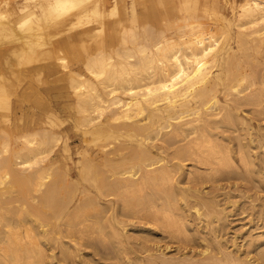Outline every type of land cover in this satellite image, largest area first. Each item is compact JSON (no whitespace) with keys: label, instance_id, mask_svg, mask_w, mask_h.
<instances>
[{"label":"bare ground","instance_id":"bare-ground-1","mask_svg":"<svg viewBox=\"0 0 264 264\" xmlns=\"http://www.w3.org/2000/svg\"><path fill=\"white\" fill-rule=\"evenodd\" d=\"M148 1H147V3L150 2V1L149 2ZM109 2H110V4L108 5L107 3H109ZM136 2H137V0H129V1H126V0H12V2H9L8 0H4L3 9L0 8V63H3L5 65L4 69H7L9 73L14 74L17 81H20V80L23 81L24 79H26L25 77L31 78V79L35 78V80H39L40 77H42V73H43L44 68L49 69L50 65H54V66L58 67L64 75L68 76V79H69V85L68 86H69V88L71 87L72 94L75 96V100L77 101V102L76 101L75 102H76V104H78V106L77 105L76 106L79 110L77 108H75V110L77 109L78 110L77 113H79V112L81 113V115L78 116L81 121H78V122H80V124L82 125L81 127H85V129L83 130V133L85 135L90 134L93 137V141L99 140L98 142H100V140H102V139L104 140L105 137L107 138V137L111 136L112 134L117 133L118 136L114 135L115 137L124 136V137H126V139L124 138L125 144H127V145L132 144V146H128V147H130V153L132 154L133 158L134 159L136 158L137 161H135L132 164V162L134 160L133 158H132L133 160H131L132 162L124 160V163L127 162L128 165L131 164V166L129 165L130 168L128 167L129 168L128 169L125 166L127 169L120 170L121 169V166H120V168H119L120 171L117 170L119 172L118 173L116 172V175H119V178H120L119 179L117 177L118 180H117L116 184H119V185L121 184V186H123L125 188L131 187V189H132L133 186L137 187L140 183L142 185V183H146L148 181L152 182V183H150V184H152L150 186H153V183H156L158 181L165 183V182H169L172 180L173 175L171 174V172L173 170L171 171L169 169V167H167L168 166L167 164L170 161L169 162L167 161V164L164 162L167 166L164 164L161 167L159 166L160 167L159 169H157L155 167V168H150V169H146V170L144 169L145 171L139 166L140 162L138 161L139 159L141 161H143L142 159L148 160V162H147L148 164H146V165L154 166L153 164L156 161H152L155 157L154 158L152 157L151 151L149 149V147L151 145L150 139H154V137L158 138L156 136H159V135L161 136L162 131L168 127H170V130H168L167 134H169L170 136L174 135L176 137L180 136V137H182V139H186V142H184L185 144H183L181 147H193V148L197 147L196 151L198 149L201 150V148H203V147L207 148V150H206L207 155L206 156H211L214 158L216 156H219L220 162L222 164H224V166H225V164L230 165V161L232 160L230 155L225 156L224 154H222V155L220 154V151L218 149L221 146L219 145L217 140L213 139L211 137V135L208 133V131H207L208 130V124L209 123L211 124V121L216 119L219 115H221V120L224 124L229 123L231 121V117H232L231 113L227 110L223 111L224 110L223 106L220 104V100L218 97L219 93L222 92V94H224L223 90L225 91V94H224L225 97L230 99V101H231V98H233L234 100H237V101L243 100V102L246 101L247 103H249L250 101H253L254 99L258 98V97H256V95H257V94H255L256 92H251L252 88L254 87L253 84L251 83L253 86L251 88V90H250V85L245 84L247 82V78H250L247 76L248 75L250 76L252 74H250L248 72L245 73L248 69L246 71L243 70V69L247 68L248 64L246 67H244L242 69V67L240 65L239 55L236 54L237 52L234 49V47L232 46L231 41L234 37L233 36V32H234L235 33L234 35H236V37H238L237 38L238 41H236V43H237L236 47L237 48H239V49L241 48L246 53H248L247 52L248 49L254 50V52L256 51V53L257 52L260 53L259 49L263 50V48H264V0H240L239 2L235 1V0H233V1L231 0L230 3H228V1H227L228 7L230 10L229 16L224 15L222 13L221 8L223 6L222 7L219 6V4L217 3V0H205L201 4L199 3V0H179V3L177 5H173V3H172L173 7L170 6V7H172L173 11L171 9H169L172 12L176 13V22L175 23L173 22V25H171V26H174V31L172 33H169V34H167L165 32V30H163V29L159 32L157 31L156 33L153 32L151 34L152 31L150 32L148 30L150 28H152L153 26H150L147 30V27L149 25H147L145 28L143 27L146 25L145 24L146 22H144L142 25V27H143V30H141L142 32L141 33L138 32L137 30H138V27L140 26L139 23H141L142 17H141V14L139 12V9L137 7ZM166 2H167V0H165V3ZM168 2H169V0H168ZM162 3H164V1ZM169 3H171V2H169ZM150 5L151 4L149 3L148 6H150ZM152 7L154 8V6H152ZM144 8H146V7L144 6ZM147 10H146V12H147ZM154 10H156V9L154 8ZM164 10H166V9H164ZM198 11H201V13L199 14ZM173 15L174 14H172V16ZM165 16H167V15H165ZM168 16H170V15H168ZM110 17H112V20H107ZM204 17H205V20H207L206 18H209V19H213V21L211 23L207 22L208 20L204 21V19H202ZM158 18H159V16H158ZM143 21H145V20L143 19ZM66 22H70V27L67 29V32L72 31V30H75L76 32H74L71 35H68L65 38H61V36L66 32L65 30H64L65 32H63L61 30V27L62 26L64 27V24ZM167 22L168 21L165 22L166 27L168 25ZM162 26L163 25L161 24V27H159V28L160 29L163 28ZM142 27H141V29H142ZM152 30L154 31L153 28H152ZM55 37L61 38V39H57V41H56V42H59V44H63V45L64 44H71V45H73V43H76V44L78 43L80 45L79 48L74 46V47H76V49H72L73 46H70V48L72 49V50H70V52H71L70 54L76 60V62H80L81 66H82L81 71H75L72 68H70L67 65V59H66L67 56L61 55L62 54L61 50H60V52H58L59 50L57 51L58 53H60V55L57 54L56 47H55V51H54L56 54L55 53L52 54L53 50L52 51L50 50L49 45H51V46L54 45L53 39ZM85 43H88V44L86 45ZM236 43L234 45H236ZM262 50H261V53L263 54L264 51H262ZM261 53H260V57L262 58ZM241 55H242V53H241ZM241 57H243V56H241ZM244 58L245 57L240 58V59L243 60ZM11 59H14V61H16V64L18 66L29 65V64H33V65H31L29 67L27 66L23 69L15 70L16 68H12L13 66L11 67V61H13ZM247 61H250V60L248 59ZM244 62L245 61H243V63ZM5 71L6 70H3L1 68V65H0V110L2 111V113H3V110H6V112L11 110V106H12L11 105V103H12V100H11L12 96L11 95H13L12 93L14 92L11 90L13 88H11V83H9L10 81H8L9 78L7 77L8 78L7 79L5 76H3V73H5ZM250 71H252L251 73H253V68L250 69ZM259 77H261V76H259ZM253 79L250 78V80H252L251 82L254 81ZM10 80L12 81L14 79H10ZM22 81H21V83H22ZM258 81H261V80H258ZM15 82H16V80H15ZM12 83H13V81H12ZM16 85H18V84L16 83ZM62 85H64V84H62ZM28 86H30V85L28 84ZM262 86H263V84H262ZM258 88H259V85H258ZM33 89L34 88H32L31 90L33 91ZM16 90H17V88H16ZM22 90H24V89H22ZM246 90H250V91H248V93H247ZM19 92H18V94H19ZM25 92H26V89H25ZM18 94H17V98H19ZM28 94H30L29 91H28ZM30 96H32V95H30ZM37 97H40V96H37ZM26 98L27 97H25V99ZM222 98H224L223 95H222ZM40 99L42 100V97ZM258 99H257V103H259ZM43 100H42V103H43ZM38 101H39V99H38ZM42 103H41V107L43 105V108H44V104H42ZM32 104L34 105V102ZM231 104H233V103L231 102ZM237 104H240V103H237ZM237 104H235V106ZM243 104H242V106H243ZM246 104H245V107H246ZM251 104H254V103L252 102V103H250V105ZM260 105H262V103H260ZM260 105L258 104L257 106L259 107ZM45 106L47 107L48 105H45ZM237 106H239V105H237ZM237 106H236V109H238ZM49 107H51V106H49ZM227 107H229V106H227ZM240 107H241V105H240ZM255 107H256V105H255ZM258 107H257V109H258ZM111 108H114L112 112L110 111ZM250 108H248V109H250ZM50 109H53V108L51 107ZM107 110H109L111 112V114L108 116H105L104 113ZM53 111L54 110H52L50 112V114H52ZM8 113H11V112L9 111ZM55 113H56V111H55ZM53 116H55V115H53ZM56 116H57V113H56ZM237 116L241 120V123H242L244 121V119H243L244 117H239V115H237ZM3 117L5 118V116H3ZM0 118H2L1 114H0ZM45 118L47 119L48 117H45ZM37 119H39V118L37 117ZM50 119H49V122H47L46 124L50 125V126H55V122L52 119L51 120ZM1 120L2 119H0V121ZM58 120H59V118H58ZM5 121L7 122V120H5ZM111 121L117 122L114 124L115 126L109 125V123ZM257 121H256V123H257ZM78 122L76 121L75 123H78ZM244 122L246 125H248L247 120H245ZM233 123H234V121H233ZM78 125H79V123H78ZM13 126H15V125H13ZM74 126H77V125H74ZM210 126H212V125H210ZM213 126H215V125H213ZM216 127L217 126H215V128ZM232 127L234 129V126H232ZM36 128H38V127H36ZM41 129H43V130H41ZM78 129H80V128H78ZM219 129H220V127H219ZM244 129L246 130L247 128H244ZM259 129H260V127H259ZM37 130H40L38 132L43 131L42 137L40 135H38L40 133H37ZM37 130L34 128L33 130L31 129V131L22 132L21 135H16L18 137V139H20L21 143H20V147L18 148V150H15V151L9 150V148H8L9 141L5 140L6 138H4L6 135L5 132L3 134L4 139L1 138V140H0V156H1V154L8 153L10 151L9 154H7V155L4 154L7 157L3 158V156H2V159L0 160V209L2 208V205L4 204L1 201V197L2 196L5 197L6 193L8 194L9 192H11V194H12V192H14V194H16V195L17 194L18 195H24V193L25 194L28 193L27 191L38 192L41 189V187H44L43 191L39 195L38 202L36 201L38 203V205L30 204L31 212L36 213V215L38 217L36 219H40V218L42 219L45 216L46 217L48 216L46 214V212L44 211V210H46L45 208H47L48 210L51 211V216H54L57 218L63 217L64 216L63 213H64V209H65L66 205L68 206V204H70V202H72L71 201L72 200L71 195L73 193L70 191L74 187L71 188L66 184L67 181H65L66 179L64 176L61 179L59 176H56L53 174L54 175L53 180L49 181V179L51 177L50 171H52V170H50L51 169L50 166L52 164H50L49 161L43 163V161L48 156L47 154H49L51 152V150L54 146L53 144L57 143V141L59 142V135L60 134L57 133L56 131H52L51 129H47L46 126L38 128ZM212 130L213 129L211 128V131ZM243 130H242V132H243ZM1 131H3V130H1ZM214 131L215 130H213V132ZM247 132H249V131H247ZM164 135L165 134H163V136ZM241 135H243V134H241ZM247 137H250V135L249 136L247 135ZM225 138H226V136H225ZM108 139H110V137ZM90 140L88 141L89 143H91ZM117 140L115 142H117ZM235 140H236V138H235ZM52 141H54V143ZM86 141H87V139H86ZM261 141H260V143H261ZM64 143L62 145H64V148L68 151L67 142L65 144ZM94 143H96V142H94ZM229 143H231V142H229ZM102 144H105V143H103V141H102ZM108 144H109V142H108ZM180 144H182V143H180ZM50 145H52V147ZM93 145H95V144H93ZM119 145L117 148H119V151H121ZM114 146H115V144H114ZM121 146H123V145L121 144ZM237 146H239V145L237 144ZM240 146L238 148L242 147V146L241 147ZM244 146H246V145H244ZM54 147H56V144ZM93 147H96V146H93ZM98 147H100V146H98ZM151 147H154V146H151ZM179 147H180V145H179ZM216 147H219V148L217 149ZM64 148L62 146V150ZM226 148L228 149V147H226ZM101 149H102V147H101ZM126 149L127 148L122 149V151L123 150L126 151ZM128 150H129V148H128ZM160 150H158V151H160ZM187 150H188L187 148L184 149L185 152ZM202 151L205 152L204 149L201 150V152ZM201 152H199V153H201ZM117 153H118V149H117ZM121 153L123 154L124 152H121ZM240 153H242V152H240ZM84 154H87V153H84ZM245 154H247V153H245ZM177 156L178 155H176L175 157L178 158L179 156L178 157ZM188 156L191 157V155H188ZM248 157L245 159L247 160ZM91 158H88L87 161L89 162L90 167L91 166L94 167V165H95L93 163L94 157L92 159ZM103 158H104V156H103ZM109 158L111 159V156ZM128 158H129V156H128ZM180 158L181 157H179V159ZM183 158L180 160L187 159V158H184V159ZM158 159H160V158H158ZM206 159H207V157H206ZM107 160H108V158H107ZM114 160H116V159H114ZM188 160H190V159L188 158ZM207 160L209 162L210 159H207ZM217 160H219V159L217 158ZM79 161L80 162L78 164L81 163V160H79ZM40 162L43 164L39 165V167H37L38 169L36 168L34 173H32V174L31 173L30 174L29 173L28 174H25V173L22 174L21 173L22 171H25L27 169H30V168L32 169L33 166H38V164H40ZM88 162H86L85 164L88 165ZM122 163H123V161H122ZM232 163H235V162H232ZM250 163H252V162L250 161ZM125 164H122V166ZM203 164H204V162H203ZM217 164H219V163H217ZM103 165H105V164H103ZM183 165H185V164H183ZM211 165H213V164H211ZM97 166H95V167H97ZM145 166H143V167L144 168L148 167V166L147 167H145ZM221 166H223V165H221ZM90 167H89V165L88 166L84 165V163L81 166L80 172L83 173L82 175L84 177V180H88V179L94 180V181H96V185H97V181H99L100 182L99 184L101 186L103 185L102 187H105L106 191H113L116 188L115 186H117V185H115V183H113L111 181L112 183L108 184L107 183L108 180L106 178H104L103 176H100L101 175L100 173H98V174H100L99 175L100 177H98L95 172H93L95 174L91 175L90 172L93 170L95 171L96 168L94 167L92 169V167H91L92 170H90L89 169ZM195 167H196V165H195ZM179 169H177V170H179ZM222 169H223V167H222ZM141 170H142L141 173L143 175L140 177L139 176L135 177V175L139 174ZM107 172H109V171H107ZM56 173H58V172H56ZM64 174L66 175V173H64ZM139 175H141V174H139ZM174 176H176V174ZM63 180L66 182L64 184H66L65 186H67V189H68V187H69V189L71 188L70 190H68L69 196L71 197L69 199L70 202L68 201L69 196H68V198L66 197L68 194L67 190H63L64 192L67 193V194H64L66 196L63 195L64 192L62 194H60V196L57 195V192L61 188L65 187L64 184H61V182L63 183ZM69 183H70V181H69ZM88 183H89V180H88ZM144 185L145 184H143L142 187ZM147 185H149V184H147ZM90 186H92V185H90ZM121 186H120V189H121ZM81 187H83V186H81ZM117 187H119V186H117ZM142 187H141V189H143L145 186L143 188ZM177 188H178V186H177ZM65 189H66V187H65ZM116 189L118 190V188H116ZM160 189H162L161 185H160ZM160 189H157V190H160ZM75 190H76V188H75ZM85 190H86V188H85ZM96 190H98V189H96ZM61 191H62V189H61ZM76 191H78V190H76ZM76 191L74 192V194L76 193ZM121 192H122V190H121ZM80 193L81 192H79V194ZM106 193H104V194H106ZM113 193H115V191ZM8 195H10V194H8ZM150 195H152V194L150 193ZM166 195H167V193H166ZM149 196H146V197L149 198ZM141 197H142V195H141ZM172 197L175 198V195ZM122 198H120V199H122ZM142 198H139V199L141 200ZM154 198H157V197H154ZM117 199H118V197H117ZM179 199H182V198H179ZM13 200H15V199H13ZM25 200H23V201H25ZM32 201H34V200H32ZM122 201H124V199ZM148 201H151V200L148 199ZM163 201H164V199H163ZM165 201H167V200L165 199ZM28 202H30V201H28ZM166 203H168V202H166ZM8 204H11V203H8ZM77 204H79V203H77ZM77 204H74V206H73L74 209L76 208L75 206ZM80 204H85V205H80V207L77 208L79 211L83 210V208L87 207V205H88V204H86V202L85 203L80 202ZM110 204H111V202H110ZM128 204H130V205H128ZM158 204H160V203L158 202ZM23 205H25V204H23ZM5 206H7V205L5 204ZM125 206H134L133 201L129 202V201L125 200ZM16 207H18V206H16ZM19 207H21V206H19ZM150 207H152V206H149V208ZM77 209H76V211H77ZM153 209H154V206L150 210L153 211ZM167 209H170L169 204H168ZM91 210H92V208H91ZM154 210L156 211L157 209H154ZM155 211H153V213ZM157 211L154 213L155 214L153 217V219L155 220L154 222H156V220H157V215H159V214L162 215V218H163L162 221H164L165 227L171 232L170 234L173 233L175 235L181 236V234L183 233V230L180 227H178L177 220L175 218H173V216L170 214V212L169 213L168 212L159 213ZM0 212L2 213V211H0ZM130 212H128V213H130ZM26 213H27V211H26ZM85 213H86V211H85ZM149 213H150V211H149ZM153 213H152V215H153ZM2 214H0V215H2ZM5 214H3V215H5ZM16 214H15V216H16ZM29 214H30V212H29ZM32 216H34V215H32ZM137 216H138V214H137ZM3 217L5 218V219L4 218L3 219L6 221V223H5V227H4L5 229L2 231V234L0 232V242L2 243V244L1 243L0 244L3 245V246L0 245L1 246L0 247V264H9L10 261H13L14 264H42L41 263V260H42L41 254H42L43 249L41 250V248L39 246L40 243L38 244L34 240V236H35L36 231L31 229V228H34L33 226H35V225L31 226L30 228L29 227L26 228L27 226H25V227L23 226L24 229L23 228L20 229L21 220L17 223H14L15 220L12 222V221H10L11 219L9 220L5 216H3ZM28 217H29V215H28ZM21 218L23 219V222L26 221V218L24 216H21ZM24 218H25V221H24ZM57 218H56V220H58ZM3 219L1 218V220H3ZM158 219L160 220L161 217ZM179 219H180V217H179ZM182 219L179 221L181 222ZM53 220L56 222L55 219H53ZM44 221H45V219H44ZM51 221H52V218H51ZM39 222H41V220H39ZM160 222L161 221H159L158 223H160ZM59 223H61V222H59ZM79 223H81V222H79ZM182 223H183V221H182ZM41 224H42V222H41ZM43 224H44V222H43ZM62 224H63V222H62ZM69 224H71L70 221H69ZM37 225L38 224H36V226ZM45 225H48V224L45 223ZM76 225H77V223H76ZM118 226H120V225H118ZM70 227H71V225H70ZM157 227H159V226H157ZM155 228H156V226H155ZM50 229H51V227H50ZM66 229L67 228H65V231H66ZM104 229H106V228H104ZM41 230H43V229H41ZM187 233H189V232H187ZM37 234H38V232H37ZM184 235H186V234H184ZM37 237H38V235H37ZM45 238H46V235H45ZM176 238H177V236H176ZM73 239H74V237H73ZM187 240H189V239H187ZM50 241H52V240H50ZM47 243H48V241H47ZM79 244H80V242H79ZM64 245L67 247L66 243ZM75 245H78V244L76 243ZM263 247H261L259 249H262ZM71 250H70V252H71ZM262 253L264 254L263 250H262L260 255H262ZM81 254H80V256H81ZM121 254H122V252H121ZM225 254H226V252H225ZM161 255H163V254H161ZM229 255L227 256V254H226V257H229ZM157 257H160V256H157ZM163 257H165V256H163ZM222 257H223V254H222ZM230 257L225 259V261H222L224 263H218V264H243V263L247 264L246 262H243V261H241L243 263L237 262L234 258L231 259ZM236 259H237V257H236ZM221 260H223V259H221ZM181 261H179V262H181ZM169 262H171V261L168 260V263ZM189 262H191V261H189ZM218 262H220V261H218ZM193 263H195V258H194ZM213 264H215V263H213ZM248 264H249V262H248Z\"/></svg>","mask_w":264,"mask_h":264},{"label":"rangeland","instance_id":"rangeland-1","mask_svg":"<svg viewBox=\"0 0 264 264\" xmlns=\"http://www.w3.org/2000/svg\"><path fill=\"white\" fill-rule=\"evenodd\" d=\"M8 1L12 2V0H8ZM126 1H129V0H126ZM147 1L148 0H137V2H136L137 7H138L139 12H140L141 17H142L141 23H139L140 26L138 27V30L137 29L136 30L141 33L142 32L141 30H143V27L145 28L147 25H149L147 27V30L150 26H153L152 28L154 29V31L152 30V28H150L148 30L150 32L152 31L151 34L153 32L154 33H156L157 31L159 32L162 29L165 30V32L167 34L172 33L174 31V26H171V25H173V22L174 23L176 22V13L172 12L173 11L172 10V7H173L172 3H173V5H177L179 3V0H171V1L169 0V2H171V3H169L168 0L166 3H165V0H162V1L161 0H149L150 2L149 1L148 2L151 4L150 6H148L149 3H147ZM163 1H164V3H162ZM204 1L205 0H199V3L201 4ZM227 1H228V3H230L231 0H217V3L219 4V6H221V7L223 6L221 8L222 13L224 15L229 16L230 10H229ZM235 1L239 2L240 0H235ZM0 2H1L0 8L3 9L4 0H0ZM107 4L109 5L110 2ZM144 6L146 8H144ZM152 6H154V8L156 10H154V8ZM170 6H172V7H170ZM145 9L146 10L148 9L147 12ZM164 9H166V10H164ZM169 9H171L172 11ZM198 13L200 14L201 11H198ZM172 14H174V15L172 16ZM165 15H167V16H165ZM168 15H170V16H168ZM158 16H159V18H158ZM143 19L145 21H143ZM202 19H204V21L208 20L207 22H210V23L213 21V19H209V18H206L207 20H205V17ZM107 20H112V17H110ZM166 21H168L167 22L168 23L167 27L169 26L168 28L166 27V23H165ZM144 22H146L145 23L146 25L144 24L145 26L142 27ZM161 24L163 25L162 26L163 28L160 29L159 27H161ZM62 27H61V30L63 32H65V31L66 32L61 36V38H65L68 35H71L74 32H76L75 30L67 32V29L70 27V22H66L64 24V27L63 28ZM141 27H142V29H141ZM234 34L235 33L233 32L234 37H233L231 43L237 52L236 54L239 55L240 65L243 69L248 64L247 68H245L243 70L246 71L248 69L245 73L248 72L252 75L249 76L247 74L248 75L247 77H250L252 79L254 78L253 82H251L252 80H250V78H247V82L245 84L250 85V90L254 86L252 88L251 92H256L255 93V94H257L256 97H258L259 99L261 98V99L259 100L257 98L259 103H257V99H254L253 101H250L249 103H247L246 101H244V102H243V100L237 101V100H234L233 98H231V101H230V99L225 97V95H224L225 91L224 90H223L224 94H222V92L218 94L220 104L223 106V109H224L223 111L227 110L231 113V115H232L231 121L232 122L230 121L229 123L224 124L221 120V115H219L216 119L211 121V124L210 123L208 124V130L207 131L211 135V137L213 139H216L217 142L219 143V145L221 146L220 148L216 147L217 149L219 148L218 150L220 151V154L221 155L224 154L225 156L230 155V157L232 159L230 161V165L225 164V166H226L225 167L224 164H222L220 162L219 156H216L215 158L211 157V156H206L207 155V153H206L207 148H204V147L201 148V150H203V149L205 150V152H203V151L201 152V150H199V149L196 151L197 147H194L195 149L193 147H181L183 144H185L184 142H186V139H182V137H180V136H178V137H176L174 135L170 136L169 134H167L168 130H170V127H168L162 131L161 136L159 135V136H156L158 138L154 137V139H150L151 145H150L149 149L151 151L152 157L153 158L155 157L152 161H156L153 164L154 166L146 165V164H148L147 163L148 160L142 159L143 161H141L139 159L138 161L140 162L139 166L143 170L155 168V167L157 169H159L165 163L167 164V161L168 162L170 161L167 164L168 166L166 164L165 165L167 167H169V169L171 171L173 170L171 172V174L173 175L172 180L169 182H165V183L158 181L156 183H153V186H150V185H152V184H150L152 182L148 181L146 183H142V185L145 184L144 185L145 187L143 186L144 188L142 187L141 183L137 186L138 188L136 186H133L134 189L133 188L131 189V187L125 188V187L121 186V184L120 185L116 184L117 180L119 178V175H116V172L118 173L120 170L127 169L128 167L130 168V166H131V164H129L130 165L129 166L127 164V162H125L127 164L126 165L124 163V160L125 161H131L134 159L132 154L130 153V147H128V146H132V144H128V145L125 144L124 140L126 139V137H124V136L115 137V136H118L117 133L109 136L110 139H108L109 137H107V138L105 137L104 140L102 139V140H100V142H98L99 140L93 141V137L90 134L85 135L83 133V130L85 129V127H81L82 125L80 124V122H78V121H81L80 118L78 117L81 115V113L80 112H79L80 114L77 113L79 110L77 108L78 104H76L77 101L75 100V96L72 94L71 87L69 88V86H68L69 85L68 76L64 75L58 67H56L54 65H50L49 69L44 68L43 73H42V77H40L39 80H35V78L31 79V78L25 77L26 79H24L23 81L22 80L17 81L14 74L9 73L7 69H4L5 65L3 63H0L1 68L3 70H6L5 73H3V76H5L6 78L7 77L9 78V79L8 78L7 79H8V81H10L9 83H11V88H13L11 90L14 91L12 93L13 95H11L12 96L11 97V100H12L11 105L12 106H11V110H9L11 113H8L9 111L6 112V110H3V113H2V111L0 110V112H1L0 114L2 117L0 119L3 120V121L2 120L0 121V132H1L0 133V140H1V138H3V136H4L3 134L5 132L6 135L4 138H6L5 140L9 141V143H8L9 150L15 151V150H18V148L20 147V143H21L20 139H18V137L16 135H21L22 132L31 131V129L33 130L34 128L37 130L38 128L45 127V126L47 129H51L52 131H56L57 133L60 134L59 135V142L57 141V143H54V141H52L54 143L53 144L54 146L56 144V147L53 146L51 152L49 154H47L48 156L47 157L45 156L46 159L43 161V163L49 161L50 164H52L50 166V168H51L50 170H52V171H50L52 178L50 177L49 181L53 180L54 175L59 176L61 179L64 176L66 179L65 181H67V183L63 180V183L61 182V184L66 183L69 187H71V188L74 187L73 189L70 188L71 189L70 192L73 193L71 195L72 198L69 196L68 190H70V189H69V187L67 189V186H65L66 184H64L66 189H65V187H63V188L60 187L62 189V191L60 189L59 190L60 192L59 191H58L59 193L57 192V195L60 196V194H62L64 192L63 190H67L68 194L66 192H64L63 195L67 194V196L64 195L67 198L69 196V198H68L69 202H70L69 199L70 198L72 199L71 200L72 202H70V204L67 203L68 206L66 205V207L64 209V213H63L64 216L62 215L63 217H58V218L51 216V211L48 210L47 208H45L46 210H44V211L46 212V214L48 216L47 217L45 216L42 219L41 218L36 219V218H38L36 213H33L30 210L31 209L30 204L38 205L37 202L39 200V195L43 191L44 187H41V189L39 190L40 192L39 191L38 192L27 191L28 192V193L26 192L27 194H25V193H24V195H18L17 194L18 196L16 194H14V192H12L13 195L11 194V192H9L8 194H10V195H8L6 193L5 194L6 196L4 195L5 197H3V196L1 197V201L4 204L2 205V208L0 209V211H2L3 214H5V213L6 214L3 215L0 212V214H2V215H0V220H1V218L2 219L4 218L3 216L7 217L9 220L11 219L10 221H12V222L15 220L14 223H17L21 220L22 224L20 223V229H22L23 226L24 227L27 226L26 228H28V227L30 228L31 226L35 225V226H33L34 228H31V229L36 231L35 236H34V240L38 244L40 243L39 246H40L41 250L43 249L42 254H41V259H42L41 263L42 264H119V263L120 264H192L194 262V258H195V263H193V264H207V263L208 264H210V263L211 264H213V263L218 264V263H224L222 261H225V259L229 258L230 256H231L230 257L231 259L234 258L237 262H240V263L246 262L248 264V262H249V264H264V254L262 253V255H260L262 250L264 251V249H263L264 248L263 247L264 246V183H263L264 182V119H263L264 118V102H263L264 101V98H263L264 97V95H263L264 94V87H263L264 86V52L262 54L261 53L262 49H259V52L261 53V56H262V58H261L260 53H258V52L256 53V51L254 52V50L248 49L247 50V52L249 53L248 54L245 51H243L241 48L240 49L237 48L236 47L237 46L236 41H238V39H237L238 37H236V35H234ZM61 38L55 37L53 39L54 45L53 46L49 45L50 50L51 51L53 50L52 54L55 53L54 51H55V47H56V52L58 50H59L58 52H60V50H61V53H62L61 55L67 56V58H66L67 59V65L70 68H72L75 71H81L82 66H81L80 62H76V60L70 54L71 53L70 50L76 49V47L79 48L80 45L78 43L77 44L73 43V45H71V44H64L63 45V44H59V42H56L57 39H61ZM235 43H236V45H234ZM85 44L87 45L88 43H85ZM70 46H73V47L76 46V47H74V48L72 47V49H71ZM262 51H264V48ZM58 52H57V54L60 55V53H58ZM241 53H242V55H241ZM241 56H243L245 58L242 60V59H240V58H243ZM246 59L247 60L249 59L250 61H247ZM11 60H13V61H11V67L13 66L12 68H16L15 70L23 69L27 66L29 67V66L33 65V64H29V65L18 66L16 64V61H14V59H11ZM243 61H245V62L243 63ZM252 68H253V73H251L252 71H250V69H252ZM257 74L261 77H259ZM10 79H14V80H12L13 83ZM15 80H16V82H15ZM258 80H261V81H258ZM21 81H22V83H21ZM16 83L18 85H16ZM61 83L64 85H62ZM251 83L253 84V86ZM28 84L30 86H28ZM262 84H263V86H262ZM258 85H259V88H258ZM16 88H17V90H16ZM32 88H34L33 89L34 92L31 90ZM22 89H24V90H22ZM25 89H26V92H25ZM250 90H246V92L248 93V91H250ZM28 91L30 92V94H28ZM18 92H19V94H18ZM17 94H18L19 98H17ZM30 95H32V96H30ZM222 95L224 98H222ZM37 96H40V97H37ZM25 97H27V98L25 99ZM41 97H42V100L44 99L43 103H42V100L40 99ZM37 98L39 99V101ZM33 102H34V105L32 104ZM40 102L42 104H44L45 109L43 108V105L41 107ZM231 102L233 104H231ZM252 102L254 104L250 105V103H252ZM237 103H240V104H237ZM260 103H262L263 106L260 105ZM235 104L239 105V106L236 105L239 110L236 109ZM242 104L244 107L242 106ZM245 104H246V107H245ZM258 104L260 105L259 107L257 106ZM45 105H48V106L46 107ZM240 105L243 109L240 107ZM255 105H256V107H255ZM49 106H51L53 109H50L51 107H49ZM227 106H229V107H227ZM257 107H258V109H257ZM75 108H77L78 110L77 109L75 110ZM248 108H250V109H248ZM113 109L114 108H111L110 111L112 112ZM50 110L51 111L54 110L52 114H50V112H51ZM55 111L57 113V116H56ZM110 111L107 110L104 113V115L105 116L110 115L111 114ZM2 115L5 116V118ZM53 115H55V116H53ZM237 115H239V117H244L243 119H244V121L247 120L248 125H246L244 121L241 123V120L238 118ZM37 117L39 119H37ZM45 117H48L47 118L48 120ZM57 117L59 118V120ZM3 118L5 120H7V122L9 124ZM50 118L55 122V126H50V125L46 124L47 122H49ZM76 121L79 123V125H78V123H75ZM233 121H234V123H233ZM256 121H257V123H256ZM115 123H117V122L111 121L109 123V125L115 126L114 125ZM13 125H15V126H13ZM74 125H77V126H74ZM210 125L217 126L216 127L217 129L215 128V126L212 127ZM218 126L220 127V129ZM232 126H234V129ZM258 126L260 127V129ZM36 127H38V128H36ZM78 128H80V129H78ZM211 128L215 131L214 132H213V130L211 131ZM242 128L243 129L247 128V129L243 130ZM1 130H3V131H1ZM41 130H43V129H41ZM242 130H243V132H242ZM38 131H40V130H37V133H40L38 135H40L42 137L43 131H41V132H38ZM247 131H249V132H247ZM163 134H165V135L163 136ZM241 134H243V135H241ZM247 135L248 136L250 135V137H247ZM225 136H226V138H225ZM235 138H236V140H235ZM86 139H87V141H86ZM89 140L91 143L88 142ZM116 140H117V142H115ZM65 141L67 142L68 151L64 148V145H62ZM102 141L105 144H102ZM260 141H261V143H260ZM94 142H96V143H94ZM108 142L110 145L108 144ZM229 142H231V143H229ZM180 143H182V144H180ZM93 144H95V145H93ZM114 144H115V146H114ZM121 144L123 146H121ZM237 144L239 146L241 145L242 147L240 146L241 148H238L239 146H237ZM118 145L120 146L121 151H119V148H117ZM179 145H180V147H179ZM244 145H246V146H244ZM50 146L52 147V145H50ZM62 146L65 150L64 149L62 150ZM93 146H96V147H93ZM98 146H100V147H98ZM151 146H154V147H151ZM101 147H102V149H101ZM226 147H228V149ZM125 148H127L126 151L125 150L122 151V149H125ZM128 148H129V150H128ZM186 148L188 150L185 152L184 149H186ZM117 149H118V153H117ZM239 149L240 150L242 149V150L240 151ZM158 150H160V151H158ZM9 152L4 153V154L7 155V154H9ZM121 152H124V153L122 154ZM199 152H201V153H199ZM240 152H242V153H240ZM84 153H87V154H84ZM245 153H247V154H245ZM4 154H1L0 160L2 159V156H3V158L7 157ZM176 155L181 157L180 159H182L183 157L187 158V159L183 158L184 160H180L178 156H177L178 158L175 157ZM188 155H191V157H189ZM103 156H104V158H103ZM110 156H111V159L109 158ZM128 156H129V158H128ZM91 157L92 158L94 157L93 158V163L95 164V165L93 164L94 167L97 165L98 166L95 167L96 170L91 171L90 174L93 175L96 173V175L98 177L103 176L104 178H106L108 180V182H107L108 184H111L113 182V183H115V185L119 186V187L115 186L116 188H118V190L115 188L113 191H106L105 187H102L103 185L101 186L99 184L100 183L99 181H97V185H96V181H94V180L88 179L89 183H88V180H84V177L82 175L83 173L80 172V169H81V166L83 165V163H84V165H86V166L89 165V167H90V164L87 161V159L91 158ZM206 157H207V159H210L209 162L206 159ZM247 157H248V159L246 160L245 158H247ZM107 158H108V160H107ZM158 158H160L161 160ZM188 158L190 160H188ZM202 158L203 159L205 158V159L203 160ZM217 158L219 160H217ZM114 159H116V160H114ZM79 160H81L80 164H78L80 162ZM122 161H123V163H122ZM135 161H137L136 158L133 160V162L131 161L132 164ZM250 161L252 163H250ZM86 162H88V165L85 164ZM203 162H204V164H203ZM232 162H235V163H232ZM43 163L40 162V164H38V166H33L32 169L31 168L27 169L25 171H22L21 173L22 174L23 173H25V174L31 173L32 174L35 172L36 168L39 167V165H42ZM217 163H219V164H217ZM103 164H105V165H103ZM122 164H125V165L122 166ZM183 164H185V165H183ZM194 164L196 165V167ZM211 164H213V165H211ZM221 165H223V166H221ZM120 166H121V169L119 170ZM143 166H145V167L148 166V167L144 168ZM91 167L89 168L90 170H92L94 168V167H92V169H91ZM222 167H223V169H222ZM177 169H179V170H177ZM117 170H119V171H117ZM107 171H109V172H107ZM56 172H58V173H56ZM93 172H95V173H93ZM141 172H142V170L139 173L141 175L136 174L135 177L142 176L143 174ZM64 173H66V175ZM98 173H100L101 175ZM175 174H176V176H174ZM69 181H70V183H69ZM147 184H149V185H147ZM90 185H92V186H90ZM160 185H161L162 189H160ZM81 186H83V187H81ZM120 186H121V189H120ZM177 186H178V188H177ZM141 187L143 189H141ZM75 188L78 191H76ZM85 188H86V190H85ZM96 189H98V190H96ZM157 189H160V190H157ZM121 190H122V192H121ZM75 191H76V193L74 194ZM114 191H115V193H113ZM79 192H81V193L79 194ZM149 192L152 195H150ZM104 193H106V194H104ZM166 193H167V195H166ZM173 194L175 195V198L172 197V196H174ZM141 195L144 199L141 197ZM144 196L145 197L149 196V198L148 197L145 198ZM117 197H118V199H117ZM154 197H157V198H154ZM120 198H122V199H120ZM139 198H142V199L140 200ZM179 198H182V199H179ZM13 199H15V200H13ZM123 199H124V201H122ZM148 199L151 200L152 202L148 201ZM163 199H164V201H163ZM165 199L167 201H165ZM23 200H25V201H23ZM32 200H34V201H32ZM125 200H127L129 202L133 201L134 206H125ZM28 201H30V202H28ZM80 202L81 203L86 202V204H88V205H87V207H84L83 210L79 211L77 208L80 207V205H85V204H80ZM110 202H111V204H110ZM158 202L160 204H158ZM166 202H168V203H166ZM8 203H11L12 205L8 204ZM77 203H79V204H77ZM5 204L7 206H5ZM23 204H25V205H23ZM74 204L78 205V206L77 205L75 206L76 207L75 209L73 208ZM168 204L170 205V209H167ZM128 205H130V204H128ZM16 206H18V207L21 206V207L18 208ZM149 206H152V207L154 206V209H157L158 211L157 210L156 211L159 213H162V212H168L169 213L170 212V214L173 216V218H175L177 220L178 227H180L183 230V233L181 234V236L175 235L173 233L170 234L171 232L165 227L164 221H162L163 220L162 215H160V214L157 215V220H156L157 223L154 222L155 220L153 219V217H154V215H155L154 213L156 211L153 209V211H155L153 213V211L150 210V209H152V207L149 208ZM91 208H92V210H91ZM76 209H77V211H76ZM26 211L28 214L26 213ZM85 211H86V213H85ZM149 211H150V213H149ZM29 212H30V214H29ZM128 212H130V213H128ZM79 213L80 214L82 213V214L80 215ZM152 213H153V215H152ZM15 214H16V216H15ZM137 214H138V216H137ZM28 215H29V217H28ZM32 215H34V216H32ZM21 216H24L26 218L27 222L25 221V218H24L25 222H23V219H22L23 217L21 218ZM178 216L180 217V219ZM160 217H161V219L159 220L158 218H160ZM51 218H52V221H51ZM56 218L58 220H56ZM4 219L0 221V232H1V234H2V231L5 229L4 227H5L6 221ZM44 219H45V221H44ZM53 219H55L56 222ZM178 219L179 220L182 219L183 223H182V221L180 222ZM39 220H41L42 224H41V222H39ZM69 221L71 224H69ZM159 221H161L162 223L161 222L158 223ZM43 222H44V224H43ZM59 222H61V223H59ZM62 222H63V224H62ZM79 222H81V223H79ZM45 223L48 225H45ZM76 223H77V225H76ZM36 224H38V225L36 226ZM70 225H71V227H70ZM118 225H120V226H118ZM155 226H156V228H155ZM157 226H159V227H157ZM50 227H51V229H50ZM65 228H67L68 230L66 229V231H65ZM104 228H106V229H104ZM41 229H43V230H41ZM37 232H38V234H37ZM187 232H189V233H187ZM184 234H186V235H184ZM37 235H38V237H37ZM45 235H46V238H45ZM176 236H177V238H176ZM73 237H74V239H73ZM187 239H189V240H187ZM50 240H52V241H50ZM47 241H48V243H47ZM64 242L66 243L67 247L64 245L65 244ZM79 242H80V244H79ZM76 243L79 246L75 245ZM1 246H3V245H1ZM261 247H263V248L259 249ZM70 250H71V252H70ZM121 252H122V254H121ZM225 252H226L227 256L230 254L229 257H226ZM80 254H81V256H80ZM161 254H163V255H161ZM222 254H223V257H222ZM157 256H160L161 258L157 257ZM163 256H165V257H163ZM236 257H237V259H236ZM216 259L220 262H218ZM221 259H223V260H221ZM168 260L171 262L168 263ZM178 260L179 261L182 260V261L179 262ZM189 261H191V262H189ZM241 261H243V262H241ZM9 264H14V263H13V261H10Z\"/></svg>","mask_w":264,"mask_h":264}]
</instances>
